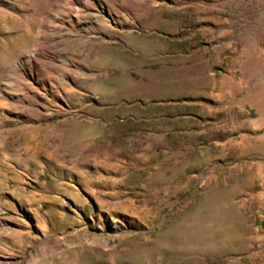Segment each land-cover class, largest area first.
<instances>
[{"label": "rangeland", "instance_id": "1", "mask_svg": "<svg viewBox=\"0 0 264 264\" xmlns=\"http://www.w3.org/2000/svg\"><path fill=\"white\" fill-rule=\"evenodd\" d=\"M264 0H0V264H264Z\"/></svg>", "mask_w": 264, "mask_h": 264}, {"label": "trees", "instance_id": "2", "mask_svg": "<svg viewBox=\"0 0 264 264\" xmlns=\"http://www.w3.org/2000/svg\"><path fill=\"white\" fill-rule=\"evenodd\" d=\"M262 224H264V219L262 220Z\"/></svg>", "mask_w": 264, "mask_h": 264}]
</instances>
